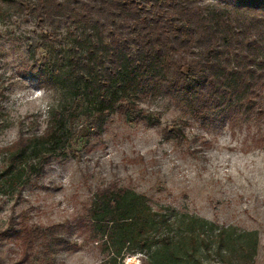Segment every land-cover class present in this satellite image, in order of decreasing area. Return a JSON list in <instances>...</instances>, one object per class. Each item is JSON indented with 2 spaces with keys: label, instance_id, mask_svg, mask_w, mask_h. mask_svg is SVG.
<instances>
[{
  "label": "trees",
  "instance_id": "16d2710c",
  "mask_svg": "<svg viewBox=\"0 0 264 264\" xmlns=\"http://www.w3.org/2000/svg\"><path fill=\"white\" fill-rule=\"evenodd\" d=\"M19 12L42 29L41 57L27 74L57 98L41 132L18 137L0 185L40 171V159L64 144L68 128L99 132L114 112L158 124L160 113L140 105L141 92L169 98L202 125L264 123V0H0L1 14ZM61 26L79 34L50 54L45 39ZM163 131L175 137L180 128ZM185 219L165 217L143 194L110 183L92 191L75 222L93 241L105 245L107 237L114 257L140 252V264H202L196 255L210 244L227 262L253 263L256 230ZM57 227L52 234L60 237L70 226Z\"/></svg>",
  "mask_w": 264,
  "mask_h": 264
},
{
  "label": "rangeland",
  "instance_id": "374dc122",
  "mask_svg": "<svg viewBox=\"0 0 264 264\" xmlns=\"http://www.w3.org/2000/svg\"><path fill=\"white\" fill-rule=\"evenodd\" d=\"M41 30L23 13H0V182L18 137L40 133L57 98L47 83L27 74L41 57ZM52 33L44 42L50 54L67 50L79 29L61 26ZM138 100L160 113L158 124L114 112L99 132L68 128L64 144L40 159V171L32 170L23 183L3 181L0 264H140V252L114 257L107 237L105 245L93 241L75 222L92 191L110 183L143 194L165 217L198 216L217 226L256 230L252 264H264V123L202 125L167 97L141 92ZM173 124L180 128L175 137L163 131ZM55 225L70 227L56 237ZM205 248L196 255L202 264L239 262L225 261L212 244Z\"/></svg>",
  "mask_w": 264,
  "mask_h": 264
}]
</instances>
